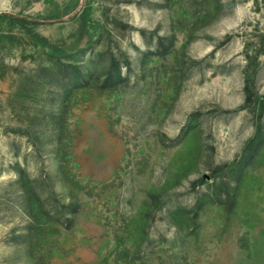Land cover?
<instances>
[{
  "label": "rangeland",
  "instance_id": "1",
  "mask_svg": "<svg viewBox=\"0 0 264 264\" xmlns=\"http://www.w3.org/2000/svg\"><path fill=\"white\" fill-rule=\"evenodd\" d=\"M0 264H264V0H0Z\"/></svg>",
  "mask_w": 264,
  "mask_h": 264
}]
</instances>
